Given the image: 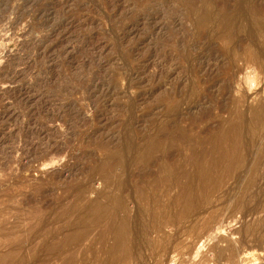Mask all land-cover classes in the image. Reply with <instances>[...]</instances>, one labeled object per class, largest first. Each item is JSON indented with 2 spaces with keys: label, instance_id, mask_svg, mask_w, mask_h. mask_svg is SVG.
Listing matches in <instances>:
<instances>
[{
  "label": "rangeland",
  "instance_id": "1",
  "mask_svg": "<svg viewBox=\"0 0 264 264\" xmlns=\"http://www.w3.org/2000/svg\"><path fill=\"white\" fill-rule=\"evenodd\" d=\"M0 264H264V0H0Z\"/></svg>",
  "mask_w": 264,
  "mask_h": 264
},
{
  "label": "bare ground",
  "instance_id": "2",
  "mask_svg": "<svg viewBox=\"0 0 264 264\" xmlns=\"http://www.w3.org/2000/svg\"><path fill=\"white\" fill-rule=\"evenodd\" d=\"M260 111H261V110H259V109H258V111H257V112H260Z\"/></svg>",
  "mask_w": 264,
  "mask_h": 264
}]
</instances>
